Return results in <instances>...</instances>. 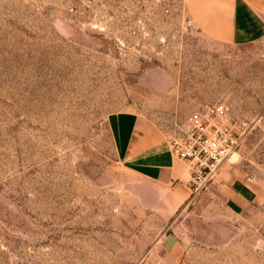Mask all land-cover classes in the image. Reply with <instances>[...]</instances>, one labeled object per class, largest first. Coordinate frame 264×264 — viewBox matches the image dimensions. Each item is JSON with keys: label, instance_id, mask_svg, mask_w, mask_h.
<instances>
[{"label": "rangeland", "instance_id": "obj_1", "mask_svg": "<svg viewBox=\"0 0 264 264\" xmlns=\"http://www.w3.org/2000/svg\"><path fill=\"white\" fill-rule=\"evenodd\" d=\"M229 1L0 0V264H264V38L197 26ZM221 106L206 134L231 153L196 176L173 146ZM118 135L173 154L188 191L123 164Z\"/></svg>", "mask_w": 264, "mask_h": 264}, {"label": "crops", "instance_id": "obj_2", "mask_svg": "<svg viewBox=\"0 0 264 264\" xmlns=\"http://www.w3.org/2000/svg\"><path fill=\"white\" fill-rule=\"evenodd\" d=\"M214 11L217 10L204 8L197 24L199 28L208 30L210 36L238 46L249 45L264 38V0H230L228 7L216 14ZM115 125L117 128V122ZM118 153L123 164L136 169L139 175L149 180L171 184L183 181L184 172L171 153L148 152L146 146L133 153L130 142L120 135ZM182 183L178 184L179 190L185 193L188 191V183ZM228 194L230 198L227 203L233 210L255 199L254 191L240 181L230 185Z\"/></svg>", "mask_w": 264, "mask_h": 264}, {"label": "built area", "instance_id": "obj_3", "mask_svg": "<svg viewBox=\"0 0 264 264\" xmlns=\"http://www.w3.org/2000/svg\"><path fill=\"white\" fill-rule=\"evenodd\" d=\"M227 110L224 107L214 108L206 116L201 113L190 118L193 133L184 144L175 142L174 154L182 161L194 164V174L199 176L201 170L207 175L213 173L218 166L230 155L232 142L222 130L216 129L212 134H206L211 123L209 117L222 118ZM208 124V126H206Z\"/></svg>", "mask_w": 264, "mask_h": 264}]
</instances>
